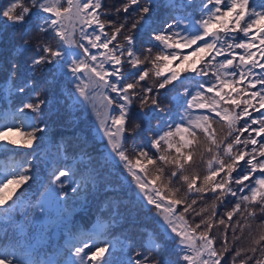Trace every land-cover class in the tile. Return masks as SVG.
I'll list each match as a JSON object with an SVG mask.
<instances>
[{"label": "snow or ice", "instance_id": "6c2138e0", "mask_svg": "<svg viewBox=\"0 0 264 264\" xmlns=\"http://www.w3.org/2000/svg\"><path fill=\"white\" fill-rule=\"evenodd\" d=\"M0 22L23 30L20 58L0 68L13 101L0 108V153L19 156L0 165V217L30 209L11 236L0 229V264H264V4L0 0ZM57 89L94 116L103 151L79 135L52 141L42 181L33 160ZM99 192L85 230L74 206ZM141 208L158 231L119 238Z\"/></svg>", "mask_w": 264, "mask_h": 264}, {"label": "trees", "instance_id": "16d2710c", "mask_svg": "<svg viewBox=\"0 0 264 264\" xmlns=\"http://www.w3.org/2000/svg\"><path fill=\"white\" fill-rule=\"evenodd\" d=\"M122 0H105V3L108 6H119ZM163 0H155V3L159 6ZM250 2L259 8L261 4H264V0H250ZM115 18V17H111ZM23 35L22 29H17L11 25L4 24L0 22V68H5L10 61L14 58H20V44L21 37ZM24 38H28L24 36ZM31 52L24 54V59H27L28 56H31ZM4 79V73L0 71V82ZM52 100V110L48 113L49 118V130L47 140L44 146L36 150L37 158L33 160L35 173L38 175V178L42 181H46L47 174L52 170L53 164L55 161L52 159V156L49 155L54 152L52 141H57L61 137L68 140L71 145H75V137L79 135L81 140L86 139L88 142V151L92 152L93 155H97L103 151V145L100 143L99 136L96 133L94 127V122L90 111L85 110L84 108L76 105L74 101L68 100L66 93L61 89H57L56 94L51 97ZM13 101L9 100L7 96L0 91V108L5 107L8 104H12ZM178 118V117H177ZM143 127V126H142ZM217 130H219V125H216ZM147 132L141 130L140 134L136 136L135 140L129 139L128 145L131 146L134 143L139 144L143 143ZM72 151V148L69 149ZM20 155H28L27 152H22ZM19 156L17 153H0V165H7L13 159H18ZM29 159H32V156H28ZM199 170L203 173L204 165H199ZM114 173H118V169L113 168ZM121 181L124 180V176L119 177ZM39 189V185H37ZM42 190V189H41ZM36 194V189L28 193V201L33 202V197ZM103 192L95 194V198H89L87 205L81 202L79 205L74 206V219L84 227L85 230L90 228L95 223V215L99 207L101 199H103ZM124 197V202L128 203V198L133 195L131 191L125 189L121 194ZM223 211V209H221ZM25 212H29L30 209L22 208L17 210L12 214V220L8 221L4 217H0V229L7 231L8 235L11 236L14 231L18 230V225H24L27 217L24 216ZM259 223V221H257ZM159 225L155 217L154 212L149 211L147 208H141L138 212L133 213L132 217L126 221H121V223L116 228V235L123 239V235H126L130 238L129 242L135 241L139 244L142 240H147L148 233L153 231H158ZM123 233V235H121ZM21 236L24 233L20 234ZM33 239H38V234L33 236ZM53 241H59V231L57 230L55 235L52 237ZM47 238L41 241V244L44 247H47ZM178 251L175 249V246L170 242L166 245L164 249V257L175 258L172 254ZM124 252H127V248L124 249ZM45 256L43 253L40 256V259H44ZM119 258L126 259V256H121Z\"/></svg>", "mask_w": 264, "mask_h": 264}, {"label": "rangeland", "instance_id": "374dc122", "mask_svg": "<svg viewBox=\"0 0 264 264\" xmlns=\"http://www.w3.org/2000/svg\"><path fill=\"white\" fill-rule=\"evenodd\" d=\"M92 115V114H91ZM92 118H93V122H94V127H95V129H96V121H95V119H94V116L92 115Z\"/></svg>", "mask_w": 264, "mask_h": 264}]
</instances>
